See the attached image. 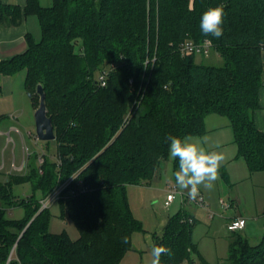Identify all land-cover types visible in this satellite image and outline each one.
<instances>
[{
    "label": "trees",
    "instance_id": "16d2710c",
    "mask_svg": "<svg viewBox=\"0 0 264 264\" xmlns=\"http://www.w3.org/2000/svg\"><path fill=\"white\" fill-rule=\"evenodd\" d=\"M219 4L223 36L206 37L201 15ZM30 15L39 20L41 39L30 38L26 52L0 62V75L25 72L35 110L43 86L57 157L43 155L41 165L0 180V264H120L133 248L132 234L143 231L128 187L151 184L169 160L165 138L205 135L209 115L229 119L236 158L251 172L264 171V133L255 122L264 84V0H53L50 7L27 0L24 9L0 5V26ZM205 40L222 66L181 54L186 41ZM112 63L117 69L99 87L96 74ZM6 119L0 116V126ZM221 176L228 181L223 169ZM27 183L33 194L16 198L13 187ZM60 187L61 216L75 223L77 240L50 233V208L41 209ZM14 208L24 209L23 219L8 217ZM195 224L185 210L169 218L154 237L173 252L163 264L193 262L194 254L210 264L193 241ZM227 264H264V234L251 245L231 232Z\"/></svg>",
    "mask_w": 264,
    "mask_h": 264
},
{
    "label": "rangeland",
    "instance_id": "374dc122",
    "mask_svg": "<svg viewBox=\"0 0 264 264\" xmlns=\"http://www.w3.org/2000/svg\"><path fill=\"white\" fill-rule=\"evenodd\" d=\"M40 3L43 7H50L53 4V0H40ZM31 18V20L36 22L31 31L35 40L40 41L41 29L37 23V18ZM195 59L197 64L218 67L223 65V60L214 51L209 56L197 55ZM18 76L21 75L7 80L3 79V82L0 83V115L10 114L9 109L12 107L15 98L21 104L23 100L26 102L25 106L22 105L26 107L24 112L17 114L19 121L14 122L21 130V133H12V142L10 143H8V137L0 133V165L3 156L7 164L6 169H0V180H6L7 175L11 174L10 172L21 173L25 171L26 167L23 169L19 167L22 161V149L24 146L28 148L23 158L25 164L29 162L38 165L39 158L43 157V155L52 160H55L57 157V144L55 141L46 142L40 141L37 138L35 125L36 110H34L32 105L33 100L29 96V93L24 90ZM11 122L9 119H6L4 121L5 124L0 127V132L5 133ZM234 147L236 148V144H234ZM35 155L37 160L35 159ZM13 158L15 159L17 169L12 168ZM235 159L237 158L235 157ZM237 160L244 162L242 158H238ZM234 162L236 161L232 159L221 166L219 180L211 191L202 189V197L206 205L204 207L191 205L190 203H186L185 205L183 203V198L188 193L187 190L181 191L176 188L173 176V160L171 159L162 165L161 170L157 173L151 184L129 186L127 194L130 207L135 219L141 222L143 231H136L132 234L133 248L125 254L120 264H145L150 259V250L154 245V237L162 234L169 218L183 210L189 213L190 206L195 207L193 208V214L196 216L193 241L197 245L199 254L210 264H227L229 236L231 232L228 231L226 222L233 214L242 215L241 217L246 220V227L240 232L247 236L251 245L258 244L264 234V171L251 172L247 168L251 179L249 178L244 182L241 181L233 186L230 180L229 167ZM222 169L227 173L228 181H224L222 178ZM61 189L62 187L58 188L47 199L50 204L51 214L48 230L52 234L66 232L72 240H77L79 238V231L75 223L70 219H63L61 216L57 198ZM173 189H177L176 199L167 207L165 205L167 195ZM32 194V187L28 183L13 187V195L16 198H27ZM36 197L38 199L42 198L40 192L36 193ZM230 197L236 201L232 209L225 210L222 207L221 200L231 204ZM7 215L13 220H20L24 218L25 211L23 208H14ZM250 222L252 224L251 230H249ZM192 259L193 262L185 261L182 264H201L197 254L192 255Z\"/></svg>",
    "mask_w": 264,
    "mask_h": 264
},
{
    "label": "crops",
    "instance_id": "0c3cea01",
    "mask_svg": "<svg viewBox=\"0 0 264 264\" xmlns=\"http://www.w3.org/2000/svg\"><path fill=\"white\" fill-rule=\"evenodd\" d=\"M0 5L1 6H11V7H20L21 9H24L25 6L27 5V0H0ZM31 17H36V16L30 15L27 17H22V20L19 24L7 23V24H3L2 26H0V62L10 60L13 57L21 55L24 52H26L28 47H29V41H30L29 39L30 38H32L34 41H36L34 36H33L32 31H31V28L34 27V23H36V22H34V20H31L32 19ZM37 23L39 25L38 18H37ZM36 42H38V41H36ZM262 63H263V69H264V52H263V56H262ZM22 73L17 74V75H21L18 77L20 78L21 83L24 87V90L26 91V89H25V72H22ZM17 75H15V76H17ZM15 76L0 75V83L3 82V79L7 80V79L15 77ZM263 81H264V76H263ZM22 105L25 106L26 102L23 100V103L21 104L15 98V101L12 103V107L9 109L10 114L0 115V116H8L9 121L10 122L12 121L11 124L9 125V127L7 128V130L5 131V133L0 132L2 135H6L7 137H11L12 133H16L14 131H11V129L13 127L18 128L17 125L14 124V122L19 121L17 114L19 112H24V110L26 109V107H23ZM32 105H33V103H32ZM259 105H260V109L255 113V122H256L257 128L261 132L264 133V84L259 90ZM34 110H35V108H34ZM5 123H3L0 127H2ZM205 125H206L205 135L200 136V137H192L193 142L200 143L202 141H206L205 146L209 150L222 151L224 156H225V160H224L222 166L225 164V162L227 163L228 161H230L232 159L236 161V162L232 163L229 167L230 178H231L230 180L232 181L231 183L233 184V186L237 185L241 181L244 182L249 178L251 179V175L248 173V170H247L248 167H247L245 160L243 159L244 162H241V160L235 159V157L237 156L238 150H237V145H236V148L234 147L235 136H234V131H233V128L231 126L229 119L226 117H223V116L213 114V115L207 116V118L205 120ZM20 133H21V130L19 129V134ZM217 143L220 145L219 149H217L215 147L217 145ZM22 144L24 146L23 139H22ZM24 155L25 154H24V147H23V149H22V161H23ZM22 161H21L19 167L22 165ZM13 162L16 164L14 158L12 160V163ZM28 164H29V162L27 163V166H28ZM6 167H7V164L5 161V157L3 156L0 168L3 170V169H6ZM10 173L12 174L13 172H10ZM202 189H203V187H201V189H200L201 194L203 192ZM230 200L232 202H231V204L229 203L230 204L229 209H232L236 200L232 199L231 197H230ZM193 208H195V207L190 206L189 214L196 220V216H195V214H193ZM241 216L242 215L233 214L232 217L228 218V221L226 222L227 226L230 222L237 220L238 218H242ZM251 226H252V224L250 222L249 230H251ZM241 231H243V230H241Z\"/></svg>",
    "mask_w": 264,
    "mask_h": 264
},
{
    "label": "clouds",
    "instance_id": "9594fccd",
    "mask_svg": "<svg viewBox=\"0 0 264 264\" xmlns=\"http://www.w3.org/2000/svg\"><path fill=\"white\" fill-rule=\"evenodd\" d=\"M225 16L224 4L209 7L200 18L201 33L206 37L221 38ZM165 139L169 159L178 162V168L173 173L176 188L187 190L188 196L193 200L199 198L201 187L211 191L219 180V170L225 160L223 152L209 150L205 146L206 141L193 142L191 136L168 135ZM215 147L219 149L220 145L217 143ZM123 242L127 243L128 238L124 237ZM172 255L169 247L154 244L150 250V259L145 264H163L162 257Z\"/></svg>",
    "mask_w": 264,
    "mask_h": 264
},
{
    "label": "built area",
    "instance_id": "2783aa9c",
    "mask_svg": "<svg viewBox=\"0 0 264 264\" xmlns=\"http://www.w3.org/2000/svg\"><path fill=\"white\" fill-rule=\"evenodd\" d=\"M212 48H213V44L210 40H205L203 43L201 44H196L192 41H186L185 43L180 45V52L183 56H190L193 54H197V55H202V56H209L212 52ZM117 69V64L112 63L109 64L107 66H105L97 75L96 80H97V84L99 87H105L107 85L108 79L110 74L115 71ZM11 131H14L16 133H19V129L13 127L11 129ZM12 142V138L8 137V143ZM28 151V148L24 146V153H26ZM25 156V155H24ZM44 159L43 157L39 158V164L41 165L43 163ZM21 169H23L24 167H27V164H25V161L23 159L22 161V165L20 166ZM12 168L13 169H17L16 164L13 162L12 163ZM1 169V168H0ZM22 173V172H21ZM64 187H62L63 189ZM62 189L60 190L59 194L56 196L59 199L60 193L62 191ZM176 194H177V189H173L170 191V193L167 195V200L165 202V205L167 207H169L171 205V203L176 199ZM51 196V195H50ZM50 196L48 198H50ZM47 198V199H48ZM56 198V199H57ZM46 200H43L42 203V208L41 209H45L49 207V202ZM52 201V199H51ZM183 203H190L191 205H199V206H206L205 205V201L202 197V194L200 192V196L199 198H197L196 200L191 199L188 195L184 196L183 198ZM221 204L222 207L226 210L230 208V205L228 203H225V201L221 200ZM246 227V220L243 218H238L237 220H234L232 222H230L227 226L228 231L230 232H234V231H241L243 229H245Z\"/></svg>",
    "mask_w": 264,
    "mask_h": 264
},
{
    "label": "water",
    "instance_id": "95a60500",
    "mask_svg": "<svg viewBox=\"0 0 264 264\" xmlns=\"http://www.w3.org/2000/svg\"><path fill=\"white\" fill-rule=\"evenodd\" d=\"M40 96V104L35 112V125L37 138L40 141H54L56 139L51 117L47 115L46 94L42 85L37 87ZM31 97V94H29Z\"/></svg>",
    "mask_w": 264,
    "mask_h": 264
}]
</instances>
